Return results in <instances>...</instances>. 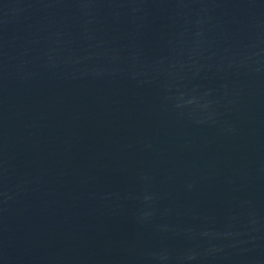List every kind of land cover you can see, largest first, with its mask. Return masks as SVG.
I'll use <instances>...</instances> for the list:
<instances>
[{
    "label": "water",
    "instance_id": "water-1",
    "mask_svg": "<svg viewBox=\"0 0 264 264\" xmlns=\"http://www.w3.org/2000/svg\"><path fill=\"white\" fill-rule=\"evenodd\" d=\"M0 264H264V0H0Z\"/></svg>",
    "mask_w": 264,
    "mask_h": 264
}]
</instances>
